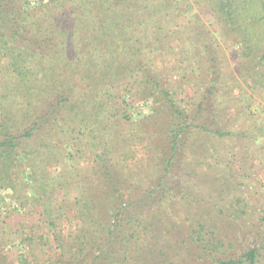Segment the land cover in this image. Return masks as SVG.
Here are the masks:
<instances>
[{"label":"rangeland","instance_id":"1","mask_svg":"<svg viewBox=\"0 0 264 264\" xmlns=\"http://www.w3.org/2000/svg\"><path fill=\"white\" fill-rule=\"evenodd\" d=\"M171 1L177 8L162 32L172 50L151 57L193 125L180 150L171 149L160 97L144 98L147 85L115 90L124 97L116 126L101 130L102 141L87 134L76 148L60 144L45 173L56 177L63 151L79 147L77 181L91 182L94 153L112 137L106 165L126 175L113 179L123 214L106 212L97 224L73 192L49 216L41 176L15 172L0 189V243L11 264H251V251L264 264V0H233V19L219 16L214 0Z\"/></svg>","mask_w":264,"mask_h":264},{"label":"trees","instance_id":"2","mask_svg":"<svg viewBox=\"0 0 264 264\" xmlns=\"http://www.w3.org/2000/svg\"><path fill=\"white\" fill-rule=\"evenodd\" d=\"M175 5L171 0H0V189L13 182L15 172L34 182L41 176L49 216H57L54 201L61 197L65 203L73 192L81 195L75 204L82 203L83 215L97 224L106 212L123 214L113 179L126 175L116 164L106 165L115 159L112 137L104 152L94 153L91 182L77 181L75 163L84 157L79 147L75 153L63 151L66 163L56 177L45 172L55 164L53 151L60 144L76 148L78 137L87 134H93L90 141H102L103 132L116 126L118 99L124 97L115 90L123 85H147V101L160 97L172 118L170 145L177 154L193 125L151 57L171 49L164 31L171 22L164 18L174 15ZM213 5L219 16L233 19V0H214ZM102 176L109 180L97 182ZM246 260L254 264L256 251ZM0 264H11L2 243Z\"/></svg>","mask_w":264,"mask_h":264}]
</instances>
